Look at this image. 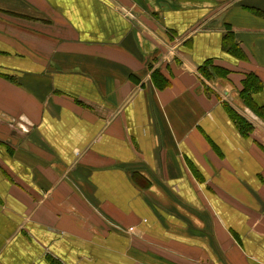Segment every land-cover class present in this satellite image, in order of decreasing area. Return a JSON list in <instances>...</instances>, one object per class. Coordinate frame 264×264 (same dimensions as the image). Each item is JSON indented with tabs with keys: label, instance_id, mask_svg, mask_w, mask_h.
<instances>
[{
	"label": "crops",
	"instance_id": "1",
	"mask_svg": "<svg viewBox=\"0 0 264 264\" xmlns=\"http://www.w3.org/2000/svg\"><path fill=\"white\" fill-rule=\"evenodd\" d=\"M257 11L0 0V264H264Z\"/></svg>",
	"mask_w": 264,
	"mask_h": 264
},
{
	"label": "trees",
	"instance_id": "2",
	"mask_svg": "<svg viewBox=\"0 0 264 264\" xmlns=\"http://www.w3.org/2000/svg\"><path fill=\"white\" fill-rule=\"evenodd\" d=\"M257 12H258L257 14H263L264 15V12H261V11H257ZM227 37H229V36H227ZM224 48L227 50L230 49V44L227 42V39L224 41ZM239 50L241 51L240 48L236 49L235 46L233 47V51L239 52V54H240ZM241 57H243V54H240L239 58H241ZM210 67L214 69V67L212 65H210ZM243 86L244 87H243L242 91L240 92V97L243 99V101L246 103V105L251 107V109H253L257 114H262V111H263L262 108L255 106V104L252 102L253 101V99H252L253 94L256 93L257 91H259L263 86L260 79L256 75L249 73V74H247L246 78L243 81ZM239 122L241 123L240 119H239Z\"/></svg>",
	"mask_w": 264,
	"mask_h": 264
}]
</instances>
